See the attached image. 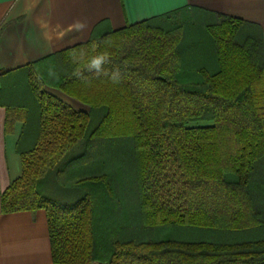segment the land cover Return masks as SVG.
Instances as JSON below:
<instances>
[{"label": "trees", "instance_id": "1", "mask_svg": "<svg viewBox=\"0 0 264 264\" xmlns=\"http://www.w3.org/2000/svg\"><path fill=\"white\" fill-rule=\"evenodd\" d=\"M0 79L8 130L24 124L2 213L45 210L53 264H264L260 27L186 8Z\"/></svg>", "mask_w": 264, "mask_h": 264}, {"label": "crops", "instance_id": "2", "mask_svg": "<svg viewBox=\"0 0 264 264\" xmlns=\"http://www.w3.org/2000/svg\"><path fill=\"white\" fill-rule=\"evenodd\" d=\"M186 8L257 25L264 36V0H0V71H18L86 43L98 28L119 31ZM46 90L90 112L59 90ZM6 120L7 109L0 105V264H53L46 211L2 213L3 193L23 173L24 124L8 130Z\"/></svg>", "mask_w": 264, "mask_h": 264}, {"label": "rangeland", "instance_id": "3", "mask_svg": "<svg viewBox=\"0 0 264 264\" xmlns=\"http://www.w3.org/2000/svg\"><path fill=\"white\" fill-rule=\"evenodd\" d=\"M130 192H132V191L130 190ZM130 192H127V193L124 192V194L120 195V198H121V201H122V205L120 206L121 209H119V211L117 212L118 218H119V221L120 220L121 221H124V224L127 226V229H126L127 235L132 236V237L141 236V238L144 240V239L147 238L144 235L148 232V230H146L144 227H142V229H140L141 226H138V225L137 226L134 225V224L133 225H130V224L128 225L125 222V220H126V218L128 216L129 207H131L130 204L131 205L134 204V201L136 200V197L133 199L132 194ZM110 221L111 220H109L108 224H110ZM129 226H131V227H129ZM157 232H155V233L152 232V233L153 234H156L157 236H161L162 233H160V232L157 233ZM168 233L170 234V238L172 236H179L180 237V233H183V238L184 239L188 238V236L191 235V234L188 233V231H185V230H182V232H180L179 234L177 233V230H175V231H168ZM157 236H155V237H157Z\"/></svg>", "mask_w": 264, "mask_h": 264}, {"label": "clouds", "instance_id": "4", "mask_svg": "<svg viewBox=\"0 0 264 264\" xmlns=\"http://www.w3.org/2000/svg\"><path fill=\"white\" fill-rule=\"evenodd\" d=\"M102 62V59H95L93 60L92 65L93 67L99 68Z\"/></svg>", "mask_w": 264, "mask_h": 264}]
</instances>
